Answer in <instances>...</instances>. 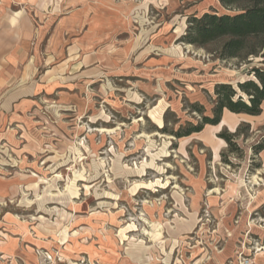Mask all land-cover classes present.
Returning a JSON list of instances; mask_svg holds the SVG:
<instances>
[{
  "label": "rangeland",
  "instance_id": "obj_1",
  "mask_svg": "<svg viewBox=\"0 0 264 264\" xmlns=\"http://www.w3.org/2000/svg\"><path fill=\"white\" fill-rule=\"evenodd\" d=\"M67 1L77 6H53ZM80 2L108 42L80 43L71 71L58 60V81L45 76L36 110L4 122L0 264H264V113L228 110L217 130L177 136L201 122L194 104L213 114L217 84L264 67L262 54L220 58L219 42L182 40L192 14L241 5ZM50 7L35 15L45 38ZM239 126L234 145L219 136Z\"/></svg>",
  "mask_w": 264,
  "mask_h": 264
},
{
  "label": "crops",
  "instance_id": "obj_2",
  "mask_svg": "<svg viewBox=\"0 0 264 264\" xmlns=\"http://www.w3.org/2000/svg\"><path fill=\"white\" fill-rule=\"evenodd\" d=\"M80 1L83 0H78L77 6L69 5L67 1L60 8L59 0L56 5L54 2V6L53 0H0V135L4 134L3 125L9 118L15 119L36 110L40 91L45 86L43 83L58 81V76H54L51 69L58 60L63 67L67 66L71 71V67L79 63L77 50L80 43L84 44V48H89L99 40L103 46L108 42V38L105 39L108 32L105 19L103 20L99 13L97 18H92L90 6ZM45 6L52 7L50 12L45 14L47 19H54V29L46 38L45 30L49 26L47 22L39 23L35 16L37 14L42 19ZM116 22L119 23V20L116 19ZM79 29L83 33L77 37ZM42 39L47 41V45L46 41L42 44ZM67 39L69 43L66 45L67 52L64 56L61 49ZM46 48L49 56L42 57L41 53ZM41 66L46 69L43 77L39 70ZM45 76L55 78L50 81ZM74 79L72 76L73 82ZM227 112L228 110H225L223 116ZM239 114L249 118L262 115ZM208 126L213 129L218 127L210 124Z\"/></svg>",
  "mask_w": 264,
  "mask_h": 264
},
{
  "label": "trees",
  "instance_id": "obj_3",
  "mask_svg": "<svg viewBox=\"0 0 264 264\" xmlns=\"http://www.w3.org/2000/svg\"><path fill=\"white\" fill-rule=\"evenodd\" d=\"M223 7L240 10L235 14L207 11L201 16L192 14L182 40L191 45L206 48L211 43H220V58H248L251 55L264 56V0H219ZM255 78L239 81L237 88L231 83L222 82L215 87V104L212 115H206L202 105L194 104L196 111L202 112V120L191 125L184 133L190 135L201 132L206 126L219 125L225 110L232 113L261 115L264 111V67H254ZM240 133V126L234 132L225 130L219 136L228 145L235 144ZM264 149V148H262Z\"/></svg>",
  "mask_w": 264,
  "mask_h": 264
},
{
  "label": "bare ground",
  "instance_id": "obj_4",
  "mask_svg": "<svg viewBox=\"0 0 264 264\" xmlns=\"http://www.w3.org/2000/svg\"><path fill=\"white\" fill-rule=\"evenodd\" d=\"M243 264V263H242Z\"/></svg>",
  "mask_w": 264,
  "mask_h": 264
}]
</instances>
